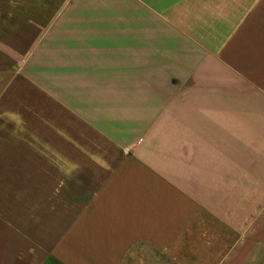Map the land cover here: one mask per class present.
Listing matches in <instances>:
<instances>
[{
    "label": "crops",
    "instance_id": "1",
    "mask_svg": "<svg viewBox=\"0 0 264 264\" xmlns=\"http://www.w3.org/2000/svg\"><path fill=\"white\" fill-rule=\"evenodd\" d=\"M60 96L163 152L77 151ZM253 128L264 0H0V264H264Z\"/></svg>",
    "mask_w": 264,
    "mask_h": 264
},
{
    "label": "rangeland",
    "instance_id": "2",
    "mask_svg": "<svg viewBox=\"0 0 264 264\" xmlns=\"http://www.w3.org/2000/svg\"><path fill=\"white\" fill-rule=\"evenodd\" d=\"M80 82H78V86ZM65 93V92H62ZM61 101V126H62V135L68 136L69 132L74 133L78 138H91V143L87 146L79 145L76 146L77 151H88V152H102L108 151L107 146H111L113 142H124V149L121 148L122 152H132V151H161L163 152L164 146H156L151 144H136V137L142 136H155V133H151L153 130H146V133L141 132L136 129L128 128H117L118 123L112 121L111 116L114 114L111 113H100L92 111L95 107H90V110L84 112L83 101L85 98L80 97H71V96H60L58 98ZM97 98H89V101L92 103ZM72 113V114H71ZM78 119H76V117ZM254 120H262L261 114H258V118H253ZM254 123L255 125H261V122ZM243 131V130H242ZM251 135L253 143H262L264 144V129L263 128H253L252 130H247ZM155 132V131H154ZM146 134V135H145ZM242 136V137H247ZM130 142V144L128 143ZM134 143V144H133ZM68 145H62V148H65L67 151L69 148ZM238 146V153L239 151ZM250 148H252V160L247 161V165H250V168L253 171L252 174V183L250 177L247 178L249 181L248 184H253V193L247 194L248 198L251 199L255 205V202H258L255 208H253V216H256L258 212L262 211L263 205L262 199H264V145L253 144L248 146V154H250ZM262 160H261V159ZM260 191H263L260 192ZM260 215V214H259ZM263 215V214H262ZM124 264H172L167 261L164 257L153 253L150 249L145 246L136 245L130 254L127 256Z\"/></svg>",
    "mask_w": 264,
    "mask_h": 264
}]
</instances>
